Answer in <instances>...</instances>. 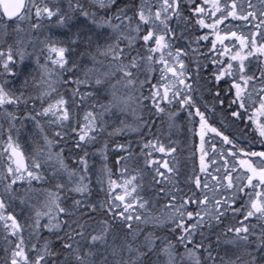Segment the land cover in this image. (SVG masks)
I'll use <instances>...</instances> for the list:
<instances>
[{
    "label": "snow or ice",
    "instance_id": "obj_1",
    "mask_svg": "<svg viewBox=\"0 0 264 264\" xmlns=\"http://www.w3.org/2000/svg\"><path fill=\"white\" fill-rule=\"evenodd\" d=\"M0 264H264V0H0Z\"/></svg>",
    "mask_w": 264,
    "mask_h": 264
},
{
    "label": "trees",
    "instance_id": "obj_2",
    "mask_svg": "<svg viewBox=\"0 0 264 264\" xmlns=\"http://www.w3.org/2000/svg\"><path fill=\"white\" fill-rule=\"evenodd\" d=\"M28 127L31 128V125H28ZM240 127L243 128L244 126L241 125ZM144 131L146 132L147 129H145ZM249 136L251 138V129H249ZM26 139H27V136L22 137L21 142L23 144H25ZM129 140L134 141L135 140V135L134 134H130L128 136H125L124 135L122 137H119L117 139V142H127ZM178 141L181 142L180 143V148L182 149L184 147V141H182L181 139H178ZM189 145H190V142H189ZM109 152L111 153V149H109ZM186 154H187V152L185 151L182 155H186ZM98 157L99 156H94V157H91L90 158V164H95L97 168H99V166H100V160H101V159L99 160ZM114 161H115V155L110 154L109 155V160H108V163H109V166L110 167L112 166V164L114 163ZM93 180H95V177H93ZM97 191H98V189H97ZM100 195L102 197L103 194L101 193Z\"/></svg>",
    "mask_w": 264,
    "mask_h": 264
},
{
    "label": "rangeland",
    "instance_id": "obj_3",
    "mask_svg": "<svg viewBox=\"0 0 264 264\" xmlns=\"http://www.w3.org/2000/svg\"><path fill=\"white\" fill-rule=\"evenodd\" d=\"M128 135H130V134H126L125 136H128ZM174 139H176V140H178V139H181L182 141H184V137L182 136V135H176V136H174L173 137ZM28 139V138H27ZM27 139H26V141H27ZM190 142V141H189ZM22 143V142H21ZM191 143V142H190ZM22 145H23V147L25 148V151H28V150H30V145L29 144H27V143H25V144H23L22 143ZM99 158V160L101 159L100 157H98Z\"/></svg>",
    "mask_w": 264,
    "mask_h": 264
}]
</instances>
